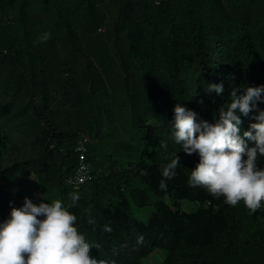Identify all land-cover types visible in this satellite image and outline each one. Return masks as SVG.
Wrapping results in <instances>:
<instances>
[{
    "label": "trees",
    "instance_id": "16d2710c",
    "mask_svg": "<svg viewBox=\"0 0 264 264\" xmlns=\"http://www.w3.org/2000/svg\"><path fill=\"white\" fill-rule=\"evenodd\" d=\"M262 85L264 0H0V223L26 197L60 199L109 264L159 247L161 264H264V202L252 214L189 187L199 156L172 138L177 104L211 123L234 88ZM82 152L90 177L71 185Z\"/></svg>",
    "mask_w": 264,
    "mask_h": 264
},
{
    "label": "clouds",
    "instance_id": "9594fccd",
    "mask_svg": "<svg viewBox=\"0 0 264 264\" xmlns=\"http://www.w3.org/2000/svg\"><path fill=\"white\" fill-rule=\"evenodd\" d=\"M50 35L45 33L41 42ZM207 91L220 95L224 88L209 84ZM238 91L232 90L231 102L219 108L218 118L211 123L203 119L198 122L195 111L177 104L172 138L185 154L199 156L188 178L189 187L223 197L231 207L243 202L255 214L264 202V168L257 165L258 157H264V110L258 108L264 103V85L247 87L242 95H237ZM252 112L257 113L253 117L256 122L241 135V115L247 117ZM162 147L167 150L166 144ZM179 163L176 153L162 166L161 190L176 176ZM79 198L77 193L71 195L73 203ZM76 223L77 216L60 199L37 205L26 197L23 205L12 207L9 218L0 223V264H109L90 255L93 245L86 242ZM104 230L111 232L112 228L106 225Z\"/></svg>",
    "mask_w": 264,
    "mask_h": 264
},
{
    "label": "rangeland",
    "instance_id": "374dc122",
    "mask_svg": "<svg viewBox=\"0 0 264 264\" xmlns=\"http://www.w3.org/2000/svg\"><path fill=\"white\" fill-rule=\"evenodd\" d=\"M181 206L185 210H193L197 207L198 203L188 198L180 199ZM151 206H141L135 209L134 214L143 220H146L149 215V208ZM167 255L166 248H156L153 252L142 258V264H161Z\"/></svg>",
    "mask_w": 264,
    "mask_h": 264
},
{
    "label": "built area",
    "instance_id": "2783aa9c",
    "mask_svg": "<svg viewBox=\"0 0 264 264\" xmlns=\"http://www.w3.org/2000/svg\"><path fill=\"white\" fill-rule=\"evenodd\" d=\"M83 159H84V154L82 152V154L80 155V160H81L80 165H78L74 175H72L68 179L69 184L78 186L79 184L83 183L90 177L89 166L83 162Z\"/></svg>",
    "mask_w": 264,
    "mask_h": 264
}]
</instances>
